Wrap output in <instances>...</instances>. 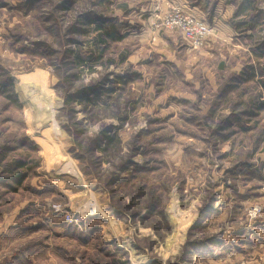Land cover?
I'll return each instance as SVG.
<instances>
[{
	"label": "rangeland",
	"instance_id": "374dc122",
	"mask_svg": "<svg viewBox=\"0 0 264 264\" xmlns=\"http://www.w3.org/2000/svg\"><path fill=\"white\" fill-rule=\"evenodd\" d=\"M190 1L0 0V264H264V0Z\"/></svg>",
	"mask_w": 264,
	"mask_h": 264
},
{
	"label": "built area",
	"instance_id": "2783aa9c",
	"mask_svg": "<svg viewBox=\"0 0 264 264\" xmlns=\"http://www.w3.org/2000/svg\"><path fill=\"white\" fill-rule=\"evenodd\" d=\"M157 29L169 33H179L186 46L197 51L207 48L217 32L216 26L211 25L205 18L188 14L176 7H171ZM259 213L260 210L257 208L251 211L254 216Z\"/></svg>",
	"mask_w": 264,
	"mask_h": 264
},
{
	"label": "crops",
	"instance_id": "0c3cea01",
	"mask_svg": "<svg viewBox=\"0 0 264 264\" xmlns=\"http://www.w3.org/2000/svg\"><path fill=\"white\" fill-rule=\"evenodd\" d=\"M155 1H157V0H154V2ZM165 1H166L167 5L170 4V1H172L169 6H171L173 4H176V5L181 6L182 7V10H184L188 14H193V15L200 16V17L205 18L204 15L202 14V12L200 11V9H201L200 8V5L199 6H196V2H192L190 0H165ZM163 2H164V0H162V3ZM155 5L156 4H154V6ZM163 5L165 6L166 4H163ZM160 7L162 8V5ZM153 29H154L153 27L151 29H149V31H150L149 34L152 33V35L154 36L155 40H158L159 34L157 32H154ZM257 229L260 230L261 232H263L261 229H259V227H257Z\"/></svg>",
	"mask_w": 264,
	"mask_h": 264
},
{
	"label": "bare ground",
	"instance_id": "6f19581e",
	"mask_svg": "<svg viewBox=\"0 0 264 264\" xmlns=\"http://www.w3.org/2000/svg\"><path fill=\"white\" fill-rule=\"evenodd\" d=\"M53 138V137H52ZM55 139V138H54ZM74 173H73V175L75 174V176H77V177H79L80 178V174H79V172L77 171V170H74L73 171ZM92 208H89L88 210H87V212L88 213H91V214H94L95 212H92Z\"/></svg>",
	"mask_w": 264,
	"mask_h": 264
},
{
	"label": "trees",
	"instance_id": "16d2710c",
	"mask_svg": "<svg viewBox=\"0 0 264 264\" xmlns=\"http://www.w3.org/2000/svg\"><path fill=\"white\" fill-rule=\"evenodd\" d=\"M19 181H21V178H18Z\"/></svg>",
	"mask_w": 264,
	"mask_h": 264
}]
</instances>
